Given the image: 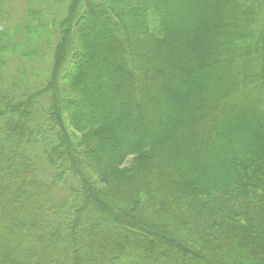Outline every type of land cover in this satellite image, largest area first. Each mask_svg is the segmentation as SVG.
Masks as SVG:
<instances>
[{
    "label": "trees",
    "instance_id": "obj_1",
    "mask_svg": "<svg viewBox=\"0 0 264 264\" xmlns=\"http://www.w3.org/2000/svg\"><path fill=\"white\" fill-rule=\"evenodd\" d=\"M68 1L35 84L0 11V264H264V0Z\"/></svg>",
    "mask_w": 264,
    "mask_h": 264
},
{
    "label": "rangeland",
    "instance_id": "obj_2",
    "mask_svg": "<svg viewBox=\"0 0 264 264\" xmlns=\"http://www.w3.org/2000/svg\"><path fill=\"white\" fill-rule=\"evenodd\" d=\"M68 0H3L1 23L8 32L4 39L6 50L2 58L5 66L2 69V86L13 82L35 84L36 81L48 75L52 61L53 48L47 43H56L57 31L51 26L52 20L65 14ZM38 11V12H37ZM32 12H36L38 17ZM44 27H41V26ZM44 49L42 57L26 55L28 50ZM49 55V56H48ZM51 55V58H50ZM1 72V71H0ZM26 77V79H25ZM72 139L77 141L79 134L68 128ZM36 174L43 180H49L51 169L43 158H39ZM66 193L65 187L57 185L53 192L55 198Z\"/></svg>",
    "mask_w": 264,
    "mask_h": 264
}]
</instances>
